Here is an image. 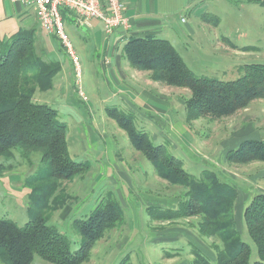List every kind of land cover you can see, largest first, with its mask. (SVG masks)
I'll use <instances>...</instances> for the list:
<instances>
[{"label":"rangeland","instance_id":"obj_1","mask_svg":"<svg viewBox=\"0 0 264 264\" xmlns=\"http://www.w3.org/2000/svg\"><path fill=\"white\" fill-rule=\"evenodd\" d=\"M207 8V13L221 18L216 29L200 28L201 17L181 12L168 22L170 27L167 26L160 36L172 42L192 72L203 77L233 80L240 76L241 66L264 63V6L257 0H205L195 13L199 11L201 15V10ZM182 19L193 26L195 32L184 31L187 24H182ZM66 30L80 58L82 75L78 76L72 58L60 40L53 36L56 51L43 59L59 63L61 71L54 78L53 88L42 91L37 87L33 97L34 101L58 110L59 120L68 124V149L72 159L88 162L91 168L87 173L61 183L65 202L50 214V225L56 226L68 238L71 250L75 252L82 245V236L74 221L88 217L102 201L116 200L125 213L123 222L107 230L91 251L90 260L83 264H120L126 255H130L133 264H195L193 245L215 263V246L220 242L216 236L199 233L201 215L169 222L154 220L147 212L148 206L177 207L185 198V189L161 178L151 161L132 145L128 133L108 116V107H118L132 113L137 129L144 130L156 145H164L168 153L179 157L193 177L198 179L205 171H215L223 182L239 190L235 206L237 228L242 239L252 247L250 260L253 264L259 258L258 249L241 219V212L253 196L264 192V161L235 164L228 160L227 153L244 139L264 138V99L253 100L232 115L208 114L188 121L185 102L192 95L188 88L159 81L144 89L146 82L143 80L148 81V76L135 82L126 69H123V87H120L110 69L99 62L98 41H88L87 51L93 57L86 58L78 50L67 25ZM218 35L228 36L240 46L253 48L232 58L219 54L223 51ZM36 50L39 52L38 46ZM88 58H94L96 62ZM124 62H128L126 55ZM119 87L133 97L147 98V101L137 100L136 104L124 95L121 99ZM248 124L254 135L237 137V132ZM87 128L88 139L77 134L78 138L73 142L74 131H81L83 135ZM24 152L29 156H24ZM40 156V150L16 148L13 158L0 157V218H9L19 225L30 220L27 212L30 197L25 182L27 176L34 174L40 166L48 168V164L41 163ZM0 264L3 263L0 261ZM31 264L53 263L35 255Z\"/></svg>","mask_w":264,"mask_h":264},{"label":"trees","instance_id":"obj_2","mask_svg":"<svg viewBox=\"0 0 264 264\" xmlns=\"http://www.w3.org/2000/svg\"><path fill=\"white\" fill-rule=\"evenodd\" d=\"M257 2L264 6V0ZM202 20L219 24V17L209 13ZM34 42L35 31L24 29L0 39V157L13 158L16 148L40 150L41 163L48 164V168L40 166L26 178L30 220L19 225L9 218H0V261L31 264L37 255L53 264H83L90 260L91 251L107 230L123 222L125 213L120 202L108 199L98 204L88 217L75 220L74 226L82 236V245L75 252L68 238L50 225V214L65 202L61 183L87 173L91 166L72 159L68 149V124L59 120L58 110L34 101L37 87L42 91L53 88L54 78L60 71L59 63L46 62L38 54ZM123 51L132 66L152 71V79L192 91L185 102L188 121L208 114L232 115L253 100L264 99V63H247L239 69V77L225 80L196 75L170 40L153 34L130 36ZM107 114L128 133L132 145L151 161L161 178L185 189V198L176 208L147 207L151 217L173 222L201 215L199 233L219 239L215 263L193 245L194 263L251 264L252 247L242 239L237 228L235 206L239 190L223 182L215 171H205L198 179L193 177L179 157L168 153L164 145H156L147 132L137 129L132 113L108 107ZM25 155L29 153L24 152ZM227 158L235 164L263 162L264 139L243 140L227 153ZM241 219L258 249L259 258L253 264H264V192L257 193L244 206ZM120 264H133L130 255Z\"/></svg>","mask_w":264,"mask_h":264},{"label":"crops","instance_id":"obj_3","mask_svg":"<svg viewBox=\"0 0 264 264\" xmlns=\"http://www.w3.org/2000/svg\"><path fill=\"white\" fill-rule=\"evenodd\" d=\"M123 1H125L126 3L125 14H127V16L129 17L131 28L128 30L122 27H118L111 34L106 31L103 20L99 18L92 19L90 20L89 24L83 25L77 21V16H75L74 14L72 13L69 14L67 12L64 13L65 24L70 30L71 35H73L78 50L82 52V54L87 58L88 56L91 55L87 51L88 41H90L91 39L98 41L99 43V47L97 46V48L99 49L98 55L99 57H101L99 62H101L105 67L110 69L111 76L116 80L117 82L116 84L120 87H123L122 85L123 81L121 80V76L123 77V69L124 70L126 69L127 73L130 74L129 77L132 79L134 78L135 82H138L140 77L144 78L145 75L148 76L147 77L148 81H146L145 79L143 80L144 82L149 84V85H145L146 83H143L144 89L151 88L150 86L151 83L159 82V80L152 79L151 77L152 71L141 70V69L138 70L137 68H135L130 64L129 60L127 63L124 62L125 54L123 51V47L125 46L130 36L153 34L156 37L161 38L160 36L165 33V28L167 26L170 27L168 22L171 19L177 17L178 14L181 12L189 13V15L194 13L195 15H197L196 17H201L200 24L198 23V26L200 28L207 27V29L209 30L211 27H214L216 29L221 24L220 23L221 18H219L218 26L202 20V17L204 16V14L207 13L206 11L208 10V8L201 10L202 11L201 15L199 11L195 13V10L199 9V7L202 6L203 1L205 0H123ZM247 1L251 2V0H247ZM181 23L187 24L186 20L184 19H182ZM19 29H24L27 31H32V30L35 31L34 44L38 46L39 48L38 53L41 57L47 58L48 54L52 55L55 53L56 40L52 35L48 34L42 29L39 18H37L36 16L34 6L32 5L28 6L21 2L16 3L10 0H0V39H6L17 34ZM184 31H187L189 34L195 32L193 26H190L188 24L184 27ZM218 43L221 46V48L220 47L219 48L222 49L223 51V52H219V54L223 53L224 55H227L230 58H232V56L233 57L239 56L245 53L246 51H250V49L243 48L247 45L240 46L238 43L231 40L230 37L228 36L219 37L218 35ZM215 53L216 55H219L216 50ZM91 56L93 57V55ZM88 59L91 60L92 62H96L94 58L93 59L88 58ZM242 67L243 66H241L240 68ZM120 87H119L120 90L119 97L121 99L123 97L122 95H124L127 97V99H130L132 102L136 104L140 100L145 101L146 99L147 101V98L144 99L141 97L139 99L138 96L133 97L131 93L122 90ZM80 133L81 131L78 130L74 131L73 142H76L78 138L77 134L83 138L88 139V134H89L88 128L86 132H83V135H81L82 133L81 134ZM249 134H252L250 124L242 127V129L239 130V132H237L236 136L237 137H242L247 135L249 136ZM63 210H66V207L65 209L63 208Z\"/></svg>","mask_w":264,"mask_h":264},{"label":"built area","instance_id":"obj_4","mask_svg":"<svg viewBox=\"0 0 264 264\" xmlns=\"http://www.w3.org/2000/svg\"><path fill=\"white\" fill-rule=\"evenodd\" d=\"M34 6L42 29L57 37L72 58L79 77L82 75L80 58L74 43L66 30L64 13L74 14L80 24H89L92 19H101L106 31L112 33L116 28L130 29L129 17L125 14L126 3L123 0H10ZM81 95L84 93L81 91ZM84 98L87 97L84 95Z\"/></svg>","mask_w":264,"mask_h":264}]
</instances>
